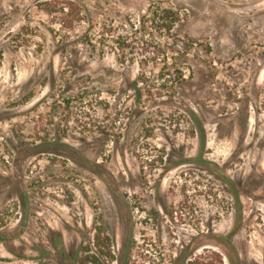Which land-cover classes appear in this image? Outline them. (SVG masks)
I'll return each instance as SVG.
<instances>
[{
  "label": "rangeland",
  "instance_id": "374dc122",
  "mask_svg": "<svg viewBox=\"0 0 264 264\" xmlns=\"http://www.w3.org/2000/svg\"><path fill=\"white\" fill-rule=\"evenodd\" d=\"M83 251L264 264V0H0V257Z\"/></svg>",
  "mask_w": 264,
  "mask_h": 264
},
{
  "label": "trees",
  "instance_id": "16d2710c",
  "mask_svg": "<svg viewBox=\"0 0 264 264\" xmlns=\"http://www.w3.org/2000/svg\"><path fill=\"white\" fill-rule=\"evenodd\" d=\"M80 255L77 258V261H74L77 264H105V259L103 258L104 252L99 251L98 253L93 254H85L86 252ZM31 261V262H30ZM0 264H50L47 261L38 260L37 258H27V257H19L18 259L14 260L7 257H0Z\"/></svg>",
  "mask_w": 264,
  "mask_h": 264
}]
</instances>
